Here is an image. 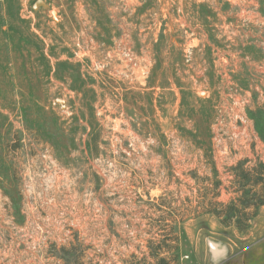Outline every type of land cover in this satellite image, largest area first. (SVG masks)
<instances>
[{
  "label": "rangeland",
  "instance_id": "obj_1",
  "mask_svg": "<svg viewBox=\"0 0 264 264\" xmlns=\"http://www.w3.org/2000/svg\"><path fill=\"white\" fill-rule=\"evenodd\" d=\"M36 1L0 0V264H242L206 210L264 162V0Z\"/></svg>",
  "mask_w": 264,
  "mask_h": 264
},
{
  "label": "trees",
  "instance_id": "obj_2",
  "mask_svg": "<svg viewBox=\"0 0 264 264\" xmlns=\"http://www.w3.org/2000/svg\"><path fill=\"white\" fill-rule=\"evenodd\" d=\"M6 11L10 13V10ZM260 134L261 140H264V124L260 126ZM240 167V164L236 166V176L240 184L239 195L227 203H210L206 211L215 215L222 225H232L239 233H246L257 215L258 208L264 205V162H259L250 170ZM179 239L181 240V237H173L172 240L178 242ZM171 247L174 251L171 260L160 256L159 251L155 250L149 255L154 261L146 264H174L179 258V246L176 244Z\"/></svg>",
  "mask_w": 264,
  "mask_h": 264
},
{
  "label": "crops",
  "instance_id": "obj_3",
  "mask_svg": "<svg viewBox=\"0 0 264 264\" xmlns=\"http://www.w3.org/2000/svg\"><path fill=\"white\" fill-rule=\"evenodd\" d=\"M262 209H264V205L259 207L257 215L253 219V222L246 233L238 232L241 234L242 238L249 239L242 250V255H240L243 259L242 264H264V226H258V223L260 222H258L259 212ZM260 224L261 223H259V225ZM232 253L234 252L230 250L228 258L234 257V254Z\"/></svg>",
  "mask_w": 264,
  "mask_h": 264
},
{
  "label": "water",
  "instance_id": "obj_4",
  "mask_svg": "<svg viewBox=\"0 0 264 264\" xmlns=\"http://www.w3.org/2000/svg\"><path fill=\"white\" fill-rule=\"evenodd\" d=\"M39 4H43V2H42L41 0H37V1L35 2V5H39Z\"/></svg>",
  "mask_w": 264,
  "mask_h": 264
}]
</instances>
